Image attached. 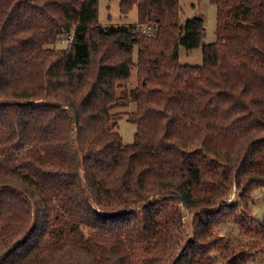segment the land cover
<instances>
[{"label": "trees", "instance_id": "obj_1", "mask_svg": "<svg viewBox=\"0 0 264 264\" xmlns=\"http://www.w3.org/2000/svg\"><path fill=\"white\" fill-rule=\"evenodd\" d=\"M212 1L214 60L184 64L186 28L204 24L183 26L180 0H120L138 21L109 25L99 0H0V264L264 253V0ZM126 103L130 143L115 128Z\"/></svg>", "mask_w": 264, "mask_h": 264}, {"label": "rangeland", "instance_id": "obj_2", "mask_svg": "<svg viewBox=\"0 0 264 264\" xmlns=\"http://www.w3.org/2000/svg\"><path fill=\"white\" fill-rule=\"evenodd\" d=\"M182 5L181 20L183 26L191 18L197 16L199 20H203V37L198 34L196 24L189 22V27L186 28L185 37L183 38V45L180 46L179 60L184 64H202L210 63L209 60H214V45L216 41L217 29V6L212 0H180ZM98 20L103 25L109 24H125L135 23L138 21L137 7H134L126 15L120 11V0H99V17ZM187 33V34H186ZM65 43L60 42L58 45L63 46ZM136 54V53H135ZM136 66L132 71V76L127 81L128 87L135 83L137 79ZM135 108L132 103L119 104L114 111H116V131H118L123 138L124 143L134 141L135 132L137 130L136 123L128 119V114ZM237 190L234 187L230 195V200L236 196ZM253 198L256 202L252 204V214L257 222H262L264 218V187L256 189L253 193ZM229 200V201H230ZM186 229L190 226L192 214L185 209ZM234 225L232 223H225L221 231L228 235L229 231L233 232V236H237L233 231ZM216 254L215 251H213ZM223 264L222 261H219ZM246 264H264V253L257 255L254 259H250Z\"/></svg>", "mask_w": 264, "mask_h": 264}, {"label": "water", "instance_id": "obj_3", "mask_svg": "<svg viewBox=\"0 0 264 264\" xmlns=\"http://www.w3.org/2000/svg\"><path fill=\"white\" fill-rule=\"evenodd\" d=\"M182 198V197H181ZM182 204H184V201H182ZM114 215H117V214H114Z\"/></svg>", "mask_w": 264, "mask_h": 264}, {"label": "built area", "instance_id": "obj_4", "mask_svg": "<svg viewBox=\"0 0 264 264\" xmlns=\"http://www.w3.org/2000/svg\"><path fill=\"white\" fill-rule=\"evenodd\" d=\"M144 31H146V29H144ZM64 42V41H63Z\"/></svg>", "mask_w": 264, "mask_h": 264}]
</instances>
